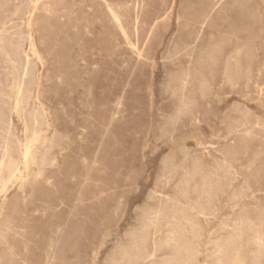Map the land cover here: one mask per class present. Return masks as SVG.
I'll return each mask as SVG.
<instances>
[{
  "label": "rangeland",
  "instance_id": "rangeland-1",
  "mask_svg": "<svg viewBox=\"0 0 264 264\" xmlns=\"http://www.w3.org/2000/svg\"><path fill=\"white\" fill-rule=\"evenodd\" d=\"M214 1L143 0L138 14L144 26L143 35H147V60L142 64L134 62V56L116 36V30L105 13L104 2L123 10L129 0H45L48 5L38 8L32 29L43 64L37 66L36 89L23 104L20 114L10 111L11 127L7 141L4 133L0 135V156L7 150L18 163L20 172V176L16 175L5 186V202L0 199V213L3 207L5 214L0 221L8 217L14 225L22 228L23 231L19 232L28 249V264H46V253L52 257L48 264H123L121 254L132 248L133 238L144 229L147 216L159 206H167L168 198L182 199L178 183L187 170L195 173L190 184L194 191L190 189L192 200L202 198L208 188L206 181L218 186L213 198L218 201L220 213L206 221H198L201 237L197 264L213 263L209 243L223 235L218 231L220 224H231V220L245 215L253 223L244 239L248 243L245 248L247 262L250 263L258 247L251 238L253 235L262 231L264 246V0H223L194 44L201 16ZM26 2L1 0L0 23L9 20L19 23ZM221 7L223 10L220 11ZM14 8L18 9L16 13ZM154 19L159 20L158 24L149 32ZM113 36L118 38L120 52L115 55L101 53V46L110 42ZM186 46H195V55L220 48L214 73V94L201 104L197 126L186 122L183 126H176L175 130L171 126L164 130V121L174 114L177 103L167 86L188 65V58L181 54ZM1 53L0 82L4 86L0 84V92L11 98L9 103L12 105L14 91L6 85L13 83L17 71ZM234 62L242 69L250 66L253 80L262 88L263 98L258 89H244L243 79L232 84L226 80V66L233 67ZM207 66L205 62L201 76L209 81L213 75L210 71L214 69ZM258 70H261V77H258ZM118 97H121V105L115 109ZM0 107L7 108L1 104ZM32 118L43 121L38 125L40 142L34 143L35 160L24 165L21 150L31 139ZM52 158L56 159L55 166L48 164ZM168 158L172 159L170 172L163 167ZM195 160L199 165L193 169ZM228 164L233 170L230 169V176L226 173ZM14 205H17L16 212H12ZM12 235L9 234V240L16 244ZM18 251L22 259L23 251L20 247ZM159 255V259L164 258L163 253ZM0 256L7 262L9 256L2 246Z\"/></svg>",
  "mask_w": 264,
  "mask_h": 264
},
{
  "label": "bare ground",
  "instance_id": "bare-ground-1",
  "mask_svg": "<svg viewBox=\"0 0 264 264\" xmlns=\"http://www.w3.org/2000/svg\"><path fill=\"white\" fill-rule=\"evenodd\" d=\"M1 1V0H0ZM24 1V0H22ZM26 4L24 5V9L22 11L21 17L18 18L19 23H15L13 20L4 21L0 23V51L4 54V57L7 62L10 64L13 63L16 67L17 76L13 83L7 84L5 81L6 88H10L14 91V103L11 105L9 103V96L0 92V104L6 105L7 108L3 109L0 107V135L4 133V139L7 141V137L10 133L11 121H10V111L13 110L17 114H20L22 111V106L26 103L31 96L32 90L35 88L37 84L38 76L37 66L38 63L43 64L42 56L39 53L36 46V38L35 32L33 31V18L35 16L36 11L39 7H46L48 2L45 0H26ZM104 1V0H103ZM178 1V0H177ZM201 1V0H200ZM223 0H216L208 7V10L205 11L199 22V30L196 38L194 39V44L197 39H199L205 27H207L212 15L218 10L220 7V3ZM226 1V0H225ZM230 1V0H228ZM260 1V0H258ZM262 1V0H261ZM5 2V1H3ZM2 2V3H3ZM17 2V1H16ZM204 2V1H203ZM233 2V1H232ZM231 2V4H232ZM236 2V1H235ZM253 2V1H252ZM8 3V2H7ZM22 3V2H21ZM105 13L108 17V21L114 29L116 30V36H118L123 44L128 48L130 53L134 56V62L136 64H142L147 60L146 51H145V40L147 39V35H143V25L142 20L138 12L142 9L143 0H129V2L125 3V8L121 10V7H112L110 4L104 2ZM228 3V2H227ZM249 3V2H247ZM6 4V3H5ZM24 4V3H23ZM50 4V3H49ZM56 4V3H55ZM237 4V3H236ZM262 4V3H261ZM79 5V4H78ZM252 5V4H251ZM9 6V4H8ZM178 5H176L177 8ZM236 6V5H235ZM241 6V5H240ZM262 6V5H261ZM2 7V5H1ZM4 7V6H3ZM20 7V6H19ZM17 7V8H19ZM148 7V6H147ZM230 7V6H228ZM253 7V6H252ZM222 8V7H221ZM227 8V7H226ZM258 8V7H257ZM15 9V8H14ZM120 9V10H119ZM235 9V8H234ZM243 9V8H241ZM245 9V8H244ZM252 9V8H251ZM250 9V10H251ZM2 10V9H1ZM20 10V9H19ZM223 10L220 9V11ZM236 10V9H235ZM246 10V9H245ZM244 10V11H245ZM18 9H15V13ZM89 11V10H88ZM231 11V10H230ZM242 11V10H241ZM242 11V12H244ZM252 11V10H251ZM3 12V11H2ZM38 12V11H37ZM64 12V11H63ZM249 12V11H248ZM225 13V12H224ZM251 13V12H250ZM14 14V13H13ZM245 14V13H244ZM248 14V13H247ZM259 14V13H257ZM2 15V14H0ZM16 15V14H14ZM18 15V14H17ZM16 15V16H17ZM250 15V14H248ZM75 16V15H74ZM224 16V15H223ZM255 16V15H254ZM251 17V16H250ZM259 17V16H258ZM242 18V17H241ZM252 18V17H251ZM16 19V18H15ZM165 19V18H164ZM248 19V18H247ZM258 19V18H257ZM98 21V20H97ZM158 19H154L150 24V29L153 30L154 27L158 24ZM255 21V20H253ZM253 21H251L253 23ZM260 21V20H259ZM176 23V20H175ZM258 23V21H257ZM261 23V22H260ZM98 24V23H96ZM254 24V23H253ZM95 25V24H94ZM261 25V24H260ZM76 27V26H74ZM247 27H249L247 25ZM186 28V27H185ZM192 28V27H191ZM100 29V28H99ZM130 29V30H129ZM250 29V28H249ZM86 30V29H85ZM195 30V29H193ZM197 30V29H196ZM257 30V29H256ZM105 32L103 29L101 30ZM131 31V34H130ZM87 32V31H86ZM197 32V31H196ZM201 33V34H200ZM252 33V32H251ZM105 34V33H104ZM219 34V33H218ZM88 35V34H87ZM132 35V38L131 36ZM232 35V34H231ZM66 36V35H65ZM97 36V35H96ZM90 37V36H89ZM66 38V37H65ZM187 38V37H186ZM189 39V38H188ZM70 41V40H69ZM190 41V40H189ZM219 41V40H218ZM240 41V40H239ZM245 42V41H244ZM251 42V41H250ZM217 43V42H216ZM263 43V42H262ZM180 44V42H179ZM234 44V43H233ZM77 45V44H76ZM99 47V46H98ZM101 53L105 55H115L119 53L120 43L118 38L113 36L110 42H105L104 46H101ZM125 47V48H126ZM191 47V46H190ZM188 48L186 46L183 48V54L188 58L186 63L188 64L184 70H180L178 75L174 76L171 82V85H168L171 89V93L173 97L176 99V106L174 114L167 118L164 121L162 129H166L169 126L173 127L175 130L176 126H183L186 122L191 123L193 126H197L200 123V107L201 104L206 101L212 94H214L215 88V75L216 67L218 66V56L220 53V48L212 49L211 51L205 52V54H194V47ZM77 48V47H76ZM173 48V47H172ZM214 48V47H213ZM245 48V47H244ZM168 49V48H167ZM249 50V49H248ZM256 50V48H255ZM1 53V54H2ZM168 53V52H167ZM2 54V55H3ZM159 54V52H158ZM221 54V53H220ZM238 54V53H237ZM248 54V53H247ZM257 54V53H255ZM1 55V56H2ZM76 55V54H75ZM178 55V54H177ZM180 55V54H179ZM167 56V55H166ZM161 57V56H160ZM178 57V56H177ZM229 57V56H228ZM3 58V57H2ZM184 58V57H183ZM258 58V57H257ZM264 58V56H263ZM175 59V58H174ZM177 60V59H176ZM4 61V60H3ZM170 61V60H169ZM167 61V62H169ZM172 61V59H171ZM235 61V60H234ZM238 61V60H237ZM162 62V61H161ZM160 62V63H161ZM176 62V61H175ZM208 64L207 67L213 68V75L211 76V80L206 81L202 76V70L204 69V64ZM248 62V61H247ZM5 63V62H4ZM8 63V65H9ZM179 63V62H178ZM124 65V64H123ZM226 65V64H225ZM224 65V66H225ZM10 66V65H9ZM13 66V65H12ZM125 66V65H124ZM162 66V64H161ZM42 67V66H41ZM95 67V66H93ZM92 67V68H93ZM97 67V66H96ZM173 67V66H172ZM174 68V67H173ZM178 68V67H177ZM180 68V67H179ZM3 69V68H2ZM96 69V68H94ZM125 69V67H124ZM14 70V68H12ZM178 70V69H177ZM225 70V68H224ZM262 70V69H261ZM261 70H258V77H261ZM8 71V70H7ZM15 71V70H14ZM93 71V70H92ZM165 71V69H164ZM9 72V71H8ZM226 72L228 73L227 79L231 84L236 80L243 79L244 81V89L247 91L253 87L254 89H258V93L262 96V88L253 80V72L249 65H247L244 69L236 62H234V66L231 67L230 64L226 66ZM12 73V71H11ZM40 73V72H39ZM263 73V72H262ZM256 74V73H255ZM40 75V74H39ZM257 75V74H256ZM10 76V75H9ZM13 76V75H12ZM168 76V74H167ZM169 77V76H168ZM8 78V76H7ZM6 78V79H7ZM152 78V77H151ZM161 78V77H160ZM223 78V77H222ZM13 79V78H12ZM255 79H257L255 77ZM44 80V79H43ZM12 81V80H11ZM259 81V80H258ZM264 81V80H263ZM223 82V81H221ZM242 82V81H240ZM169 83V82H168ZM2 86H4L3 82H0ZM164 84V83H163ZM0 85V86H1ZM152 85V84H151ZM237 85V83H236ZM89 86V85H88ZM163 87V86H162ZM166 87V88H167ZM222 87V84H221ZM234 87H236L234 85ZM152 88V87H151ZM219 88V87H218ZM264 88V87H263ZM36 89V88H35ZM217 89V88H216ZM8 90V89H7ZM82 90V89H81ZM168 89H165V91ZM245 90V91H246ZM83 91V90H82ZM149 91V90H148ZM250 92V91H249ZM253 93V92H252ZM36 94V93H35ZM156 94V93H155ZM165 94V93H164ZM69 95V94H68ZM234 95V94H233ZM244 95V94H243ZM247 95V94H246ZM256 95V94H255ZM171 96V95H170ZM240 96V95H239ZM248 96V95H247ZM246 96V97H247ZM154 97V96H153ZM217 97V96H215ZM225 97V96H224ZM238 97V96H236ZM246 97H244L246 99ZM259 97V98H261ZM31 98V97H30ZM151 98V97H150ZM235 98V97H234ZM243 98V99H244ZM254 98V97H253ZM242 99V98H241ZM248 99V98H247ZM246 99V100H247ZM251 99V98H250ZM217 100V99H216ZM220 100V99H218ZM35 101V100H34ZM157 101V100H156ZM221 101V100H220ZM243 101V100H242ZM250 101V100H248ZM247 101V102H248ZM255 101V100H254ZM253 101V102H254ZM260 101V100H259ZM264 101V100H263ZM257 102V101H255ZM33 103V101H32ZM40 103V102H39ZM37 103V104H39ZM219 103V102H218ZM222 103V101H221ZM247 104V103H246ZM250 104V103H249ZM11 105V106H9ZM121 105V97L116 98L114 107L120 108ZM208 105V104H207ZM218 105V104H217ZM27 107V104L25 105ZM40 106V105H39ZM38 106V107H39ZM42 106V105H41ZM253 106V105H252ZM262 106V105H261ZM89 107V106H88ZM250 107V106H249ZM32 108V107H31ZM42 108V107H40ZM103 108V107H102ZM254 108V107H253ZM258 108V107H257ZM262 108V107H261ZM27 109V108H26ZM25 109V110H26ZM249 109V108H248ZM247 109V110H248ZM49 110V109H48ZM246 110V109H245ZM244 110V112H245ZM263 110V109H262ZM38 111V110H37ZM41 111V109H40ZM119 111V110H118ZM207 111V110H206ZM232 111V110H230ZM237 111V110H236ZM258 111V110H257ZM44 112V111H42ZM48 112V111H47ZM239 112V111H238ZM26 113V112H25ZM37 113V112H36ZM34 113V114H36ZM45 113V112H44ZM159 113V112H158ZM208 113V112H207ZM43 114V113H42ZM121 114V113H120ZM235 114V112H234ZM45 115V114H44ZM48 115V114H47ZM124 115V114H123ZM122 115V116H123ZM240 115V114H239ZM246 115V113H245ZM248 115V114H247ZM18 117V115L15 114ZM36 116V115H34ZM49 116V115H48ZM125 116V115H124ZM115 117V116H114ZM213 117V116H212ZM222 117V116H221ZM249 118L248 116H245ZM251 117V116H250ZM19 118V117H18ZM28 118V116H27ZM42 118V117H41ZM24 120V118H22ZM214 119V118H213ZM233 119V118H232ZM238 119V118H237ZM244 120V118H242ZM28 120V119H27ZM227 120V119H226ZM42 121L41 119L39 120ZM37 121V118H32V126L31 132L32 136L28 142L22 146L21 150V160L24 165H27L31 160H35L34 158V143L40 142L39 136L40 131L38 125L43 122ZM53 121V120H52ZM51 121V122H52ZM240 121V119H239ZM110 122V121H109ZM242 122V121H241ZM23 123V121H22ZM162 123V122H161ZM220 123V121H219ZM232 123V122H231ZM259 124V123H258ZM22 125V124H21ZM26 125V124H25ZM47 125V124H46ZM53 125V124H52ZM213 125V124H212ZM223 125V124H222ZM226 125V124H225ZM248 125V124H246ZM252 125V124H251ZM51 126V125H50ZM161 126V125H160ZM245 128V125H243ZM255 126V125H254ZM23 127V126H22ZM21 127V128H22ZM26 127V126H25ZM43 128V127H42ZM183 128V127H182ZM181 128V129H182ZM193 128V127H192ZM28 129V128H27ZM41 129V128H40ZM46 129V128H45ZM194 129V128H193ZM192 129V130H193ZM198 129V128H197ZM256 129V128H255ZM26 130V129H25ZM24 130V131H25ZM106 130V129H105ZM190 130V129H189ZM232 130V129H231ZM246 130V129H244ZM254 130V129H253ZM23 131V129H22ZM28 131V130H27ZM26 131V132H27ZM49 131V130H48ZM185 131V129H184ZM202 131V129H201ZM43 132V131H42ZM41 132V133H42ZM47 132V131H46ZM53 132V131H52ZM159 132V131H158ZM170 132V131H169ZM212 132V131H211ZM233 132V131H232ZM254 132V131H253ZM148 133V132H147ZM172 133V132H171ZM249 133V132H248ZM257 133V132H256ZM15 134V132H14ZM20 134V132H19ZM176 134V133H175ZM181 134V133H180ZM25 135V134H24ZM28 135V133H27ZM44 135V134H43ZM160 135V134H159ZM190 135V134H189ZM192 135V134H191ZM197 135V134H196ZM247 135V133H246ZM252 135V134H251ZM258 135V134H257ZM164 136V134H163ZM194 136V135H193ZM239 136V135H238ZM152 137V136H151ZM192 137V136H190ZM189 137V138H190ZM201 137V136H200ZM227 137V136H226ZM247 137V136H246ZM188 138V139H189ZM229 138V136H228ZM244 138V137H243ZM259 138V137H258ZM28 139V138H27ZM46 138L44 137V140ZM65 139V138H63ZM213 139V138H211ZM216 139V138H215ZM214 139V140H215ZM249 139V138H248ZM252 139V138H251ZM257 139V137H256ZM263 139V138H261ZM23 140V139H22ZM23 140V141H24ZM44 140H41L44 141ZM66 140V139H65ZM193 140V139H189ZM196 140V139H195ZM208 140V139H207ZM210 140V139H209ZM218 140V139H217ZM240 140V139H238ZM259 140V139H257ZM1 141V139H0ZM16 141V140H15ZM63 141V140H62ZM69 141V140H68ZM166 141V140H165ZM244 141V140H243ZM262 141V140H260ZM5 142V141H4ZM167 142V141H166ZM170 143V141H168ZM181 142V141H180ZM184 142V141H183ZM192 142V141H191ZM212 142V141H211ZM236 142V141H235ZM264 142V141H263ZM48 143V141H47ZM173 143V142H172ZM171 143V144H172ZM175 143V142H174ZM194 143V142H193ZM205 143V142H204ZM41 144V143H40ZM43 144V143H42ZM46 144V143H45ZM234 144V143H233ZM254 144V143H253ZM12 145V144H11ZM18 145V144H17ZM36 145V144H35ZM65 145V144H64ZM151 145V144H150ZM160 145L161 141H160ZM201 145V144H200ZM243 145V144H242ZM259 145V144H258ZM2 146V145H1ZM20 146V145H19ZM37 146V145H36ZM70 146V145H69ZM172 145H169V147ZM195 146V144H194ZM209 146V145H208ZM224 146V144H223ZM230 146V145H229ZM245 146V144L243 145ZM5 147V146H4ZM40 147V146H39ZM201 147V146H200ZM51 147L48 148L50 150ZM66 148V147H65ZM207 148V147H206ZM212 148V147H211ZM233 148V147H231ZM259 148V147H258ZM264 148V147H263ZM38 149V148H37ZM36 149V150H37ZM198 149V148H197ZM215 149V148H214ZM221 149V148H220ZM1 150V148H0ZM3 150V149H2ZM59 150V149H57ZM200 150V149H199ZM202 150V149H201ZM261 150V149H260ZM144 151V150H143ZM59 152V151H58ZM214 152V151H213ZM220 152V151H219ZM236 152V151H235ZM38 153V152H37ZM61 153V152H60ZM41 154V153H40ZM63 154V153H61ZM216 154V153H215ZM227 154V153H226ZM236 154V153H235ZM193 155V154H192ZM203 155V154H202ZM207 155V154H206ZM218 155V153L216 154ZM221 155V154H220ZM225 155V153H224ZM38 156V155H37ZM41 156V155H40ZM39 156V157H40ZM58 156V154H57ZM60 156V155H59ZM43 157V156H42ZM41 157V158H42ZM150 157V156H149ZM186 157V156H185ZM207 157V156H206ZM229 157V156H228ZM262 157V155H261ZM264 157V156H263ZM166 158V157H165ZM164 158V159H165ZM208 158V157H207ZM233 158V157H232ZM225 159V158H224ZM221 159V160H224ZM39 160V159H38ZM171 158L164 160L163 167L165 170H172L173 166L171 164ZM231 160V159H230ZM260 160V159H259ZM37 161V160H36ZM61 161V160H60ZM38 162V161H37ZM221 162V161H220ZM247 162V161H246ZM33 163V162H32ZM56 159L52 158L49 160L50 166L56 165ZM61 163V162H60ZM193 163V162H192ZM197 160L194 161L193 166L195 169L199 164ZM215 163V162H214ZM223 163V162H222ZM248 163V162H247ZM34 164V163H33ZM83 164V163H82ZM212 165V164H210ZM225 165V164H223ZM22 166V165H21ZM44 166V165H43ZM95 166V164H94ZM207 166V165H206ZM222 166V165H221ZM249 166V165H248ZM264 166V165H263ZM28 167V166H27ZM32 167V166H30ZM34 167V165H33ZM46 167V166H45ZM219 167V166H216ZM224 167V166H223ZM251 167V166H250ZM51 168V167H50ZM55 168V167H54ZM177 168V167H176ZM26 169V168H25ZM24 169V170H25ZM208 169V168H207ZM227 172L230 176L231 165L228 164L226 166ZM231 169V172H230ZM243 169V168H242ZM22 170V171H24ZM29 170V169H28ZM39 170V169H38ZM211 170V169H210ZM213 170V169H212ZM211 170V171H212ZM221 170V169H219ZM249 170V169H248ZM246 170V171H248ZM183 171V170H182ZM216 171V170H215ZM170 172V171H169ZM199 172V171H198ZM256 172V171H255ZM27 173V171H26ZM207 173V172H206ZM219 173V172H218ZM222 173V172H221ZM25 174V173H24ZM211 174V173H210ZM225 174V173H224ZM227 174V175H228ZM235 173H233L234 176ZM16 175L20 176L18 163L13 160L9 155L7 150H5L4 154L0 156V199L2 202H5L4 193L6 192L5 186L8 182H10L13 177ZM169 175V174H168ZM194 171H186L183 173L182 177L179 180L178 188L179 193L181 192V196L183 201L179 198H168L166 200L167 206H159L156 211L149 214L144 221V229L139 232L137 236L133 238L132 248L129 252H125L121 254L120 261L123 264H197V256H198V240L201 237V230L198 221H206L209 217H215L218 212V201L213 198L215 192L218 190V186H213L210 182L205 183L208 186L207 189L204 190L202 198L198 197L196 200H192L189 197L190 193V184L194 180ZM163 176V175H162ZM212 176V175H211ZM232 176V175H231ZM249 176V173H248ZM27 177V176H26ZM167 177V176H166ZM215 177V176H214ZM224 177V175H223ZM253 177V176H252ZM23 178V176L21 177ZM209 178V177H208ZM216 178V177H215ZM235 178V177H234ZM26 179V178H25ZM159 179H161L159 177ZM254 179V178H253ZM256 179V178H255ZM162 180V179H161ZM165 180V179H164ZM163 180V181H164ZM167 180V179H166ZM222 180H225L222 178ZM236 180V179H235ZM239 180V179H238ZM14 181V180H13ZM17 181V178L16 180ZM14 181V182H15ZM19 181V180H18ZM25 181V180H24ZM203 181V180H202ZM243 181V180H242ZM23 182V181H22ZM21 182V183H22ZM216 182V181H215ZM16 183V182H15ZM154 183V182H153ZM217 183L220 184V180L217 179ZM224 183V182H223ZM234 182H232L233 184ZM254 183V182H253ZM12 184V183H11ZM167 184V183H166ZM242 184H244L242 182ZM246 184V183H245ZM244 184V185H245ZM231 185V184H230ZM229 185V187H230ZM253 185V184H252ZM13 186V184H12ZM25 186V185H24ZM167 186V185H166ZM206 186V187H207ZM238 186V185H237ZM162 187V186H161ZM177 187V185H176ZM186 187V188H185ZM247 187V186H246ZM260 187V185H259ZM19 190V186L16 187ZM226 188V187H225ZM243 188V187H241ZM240 188V189H241ZM248 188V187H247ZM162 189V188H161ZM176 189V188H175ZM224 189V188H222ZM239 189V188H238ZM23 190V189H21ZM245 190V189H244ZM243 190V191H244ZM251 190V189H250ZM192 192H194L191 189ZM215 191V192H214ZM223 191V190H222ZM227 191V190H226ZM242 191V190H241ZM247 191V190H246ZM245 191V192H246ZM256 192V191H254ZM7 193V192H6ZM23 193V192H22ZM232 193V192H230ZM247 193V192H246ZM202 194V193H201ZM240 194V192H239ZM244 194V193H243ZM249 194V193H247ZM23 195V194H22ZM160 195V194H159ZM223 195V194H222ZM225 195V194H224ZM230 195V194H229ZM241 195V194H240ZM253 195V194H252ZM151 196V195H150ZM155 196L152 194V197ZM163 196V195H162ZM161 196V197H162ZM23 197V196H22ZM247 197V196H246ZM259 197V196H258ZM28 198V196H27ZM151 198V197H150ZM156 198V197H155ZM234 198V197H233ZM240 198V197H239ZM255 198V197H254ZM253 198V199H254ZM30 199V198H29ZM229 199V198H228ZM246 199V198H245ZM251 199V200H253ZM256 199V198H255ZM227 200V199H226ZM237 200V199H236ZM234 201V203L236 202ZM241 200V199H240ZM250 200V199H249ZM23 201V200H22ZM160 200L158 199V202ZM239 201V200H238ZM247 201V200H246ZM242 202V201H241ZM252 202V201H251ZM256 202V200H255ZM224 203V202H223ZM233 203V202H232ZM230 203V204H232ZM240 204V203H239ZM260 204V202H259ZM228 205V204H227ZM246 205V204H245ZM250 205V204H249ZM223 206V205H222ZM221 206V207H222ZM226 206V205H224ZM47 207V206H46ZM248 207V205H247ZM223 208V207H222ZM229 208V205H228ZM241 208V207H240ZM245 208V207H244ZM251 208H253L251 206ZM5 208L1 207L0 217H3L5 214ZM257 209V208H255ZM262 209V208H261ZM224 210V209H223ZM231 210V209H230ZM233 210V209H232ZM248 210V209H245ZM17 211V205H14L13 211ZM254 211V210H252ZM258 211V210H257ZM256 212V211H255ZM44 214V213H43ZM242 214V213H241ZM238 216L240 214H237ZM23 216V215H22ZM161 218V219H160ZM222 218V217H221ZM229 218V217H228ZM141 219V218H140ZM224 219V218H223ZM264 219V218H263ZM0 221V246L3 247L4 252H6L9 256L7 262L0 256V264H28V260L26 255L28 254V249L26 247V242L19 232L23 231L21 227L16 226L11 222L10 218L5 217ZM208 222V221H207ZM253 223L246 217L231 220V224L221 223L218 231H220L223 235L217 237L210 241L209 245L212 246V252L210 256L214 258L212 264H264V246L262 242L263 233L260 231L253 235L252 240L257 244V251L253 254L250 263L246 260L245 248L248 244L245 238L248 236L246 233L252 230ZM262 227V226H261ZM216 228V227H215ZM263 229V228H262ZM117 230V228H116ZM15 231H18L15 232ZM118 231V230H117ZM13 233L12 239L16 241V244L10 242L9 234ZM24 233V232H23ZM210 233V232H209ZM112 234V233H111ZM208 234V233H207ZM116 235V234H115ZM209 235V234H208ZM211 235V233H210ZM208 237V236H207ZM210 237V236H209ZM105 238V237H104ZM114 239V238H113ZM264 239V238H263ZM201 240V239H200ZM50 241V240H49ZM208 241V240H207ZM106 244V243H105ZM202 244V243H201ZM109 245V243H108ZM205 245V244H204ZM22 249L24 257L20 259L21 254L18 251L19 247ZM103 246V245H102ZM105 247V245H104ZM51 249V248H50ZM103 249V248H102ZM101 249V250H102ZM128 249V248H127ZM99 252V250H98ZM103 252V251H102ZM163 253L164 258L159 259V254ZM102 254V253H101ZM200 255V254H199ZM103 256V255H102ZM120 256V255H119ZM98 257V256H97ZM52 259L51 254L46 253L44 262L48 264ZM101 259V258H100ZM37 262H39L37 260ZM112 263V262H111Z\"/></svg>",
  "mask_w": 264,
  "mask_h": 264
}]
</instances>
